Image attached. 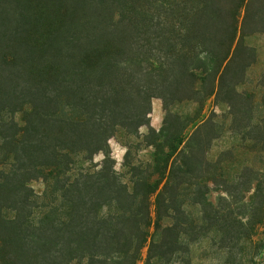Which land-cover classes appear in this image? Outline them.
<instances>
[{
	"label": "trees",
	"instance_id": "1",
	"mask_svg": "<svg viewBox=\"0 0 264 264\" xmlns=\"http://www.w3.org/2000/svg\"><path fill=\"white\" fill-rule=\"evenodd\" d=\"M255 35L264 0H0V264H139L146 247L145 264H194L204 242L218 264H259L264 177L251 162L229 174L232 151L211 161L219 118L198 122L213 98L264 154ZM184 103L195 116L175 111ZM143 127L155 159L135 165L126 145V179L111 141Z\"/></svg>",
	"mask_w": 264,
	"mask_h": 264
},
{
	"label": "rangeland",
	"instance_id": "2",
	"mask_svg": "<svg viewBox=\"0 0 264 264\" xmlns=\"http://www.w3.org/2000/svg\"><path fill=\"white\" fill-rule=\"evenodd\" d=\"M246 44L250 47L254 48L258 54V62L255 66L251 68L249 73L250 77V86L247 87L250 92H254L257 84L255 81L264 73V35H255L248 37L246 39ZM254 81L255 83H252ZM246 87V86H245ZM257 90V89H256ZM257 92V91H256ZM198 110V106L193 103H184L182 105H178L175 108V111L181 115L186 117H193L196 115ZM228 112V107L222 103H216L212 98L208 100L201 111V118L198 120L201 121L209 118L210 116L217 115L218 123L220 129L223 131L222 137L215 141L212 147V150L209 154V159L211 161L216 160L219 155L222 153H226L227 151H232V153H227L225 158L230 161L225 164L226 170L229 174L235 172L239 167L243 166L246 163H252L255 169L258 171L260 177H264V154L262 156H258L252 154L248 151L249 143H245L242 138L232 132L231 124L228 120L223 118V115H226ZM165 118V111L163 109V103L160 99H154L152 103V113H151V125L154 129L159 131L163 126V121ZM195 130V127L191 126L187 133L191 134ZM140 138L135 136H129L124 132H120L116 139L111 141V148L113 152V157L116 160V170L123 174L126 179L129 178L128 170L123 167V163L125 161V155L128 151L126 145L131 147V160L135 165L138 164H146L151 163L155 159V149L153 147L144 146L143 136L148 134V129L143 127L140 130ZM102 160V157H97L96 161L99 162ZM30 187L34 189V191L38 194H41L45 190V186L43 181H33L30 183ZM211 192L209 194V200L213 204H217L218 197L221 195V191L218 190L213 184H210ZM254 192L251 191L245 195L246 201L250 202L253 198ZM169 221L165 220L163 222V226H168ZM152 235H156V239L159 238L158 233L154 228L150 230ZM264 235V228L262 226H258L256 228L255 240L259 241L262 239ZM207 242L203 244L197 245L193 248L192 251V260L194 264H218L211 258L207 257L206 253ZM148 247L143 250V260L139 264H145V259L147 258ZM264 259V251L263 253L257 257V261L259 264Z\"/></svg>",
	"mask_w": 264,
	"mask_h": 264
}]
</instances>
